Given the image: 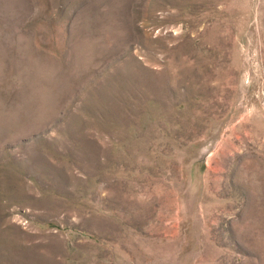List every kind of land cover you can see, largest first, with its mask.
<instances>
[{"label": "rangeland", "instance_id": "rangeland-1", "mask_svg": "<svg viewBox=\"0 0 264 264\" xmlns=\"http://www.w3.org/2000/svg\"><path fill=\"white\" fill-rule=\"evenodd\" d=\"M0 264H264V0H0Z\"/></svg>", "mask_w": 264, "mask_h": 264}]
</instances>
